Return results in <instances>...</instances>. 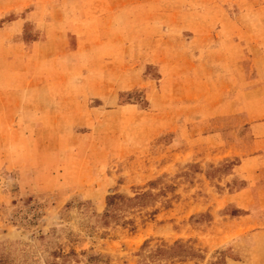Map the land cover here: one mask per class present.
Here are the masks:
<instances>
[{
	"label": "rangeland",
	"instance_id": "obj_1",
	"mask_svg": "<svg viewBox=\"0 0 264 264\" xmlns=\"http://www.w3.org/2000/svg\"><path fill=\"white\" fill-rule=\"evenodd\" d=\"M260 118L264 0H0L2 264H264Z\"/></svg>",
	"mask_w": 264,
	"mask_h": 264
},
{
	"label": "trees",
	"instance_id": "obj_2",
	"mask_svg": "<svg viewBox=\"0 0 264 264\" xmlns=\"http://www.w3.org/2000/svg\"><path fill=\"white\" fill-rule=\"evenodd\" d=\"M105 200L106 208L99 215L100 222L103 225L122 220V212L124 210H132L134 207H143L145 205L151 204L154 201V196L149 192H143L129 197L116 192L107 195ZM122 222L124 224L132 225V220L130 219L124 220ZM2 263L3 261L0 259V264Z\"/></svg>",
	"mask_w": 264,
	"mask_h": 264
},
{
	"label": "crops",
	"instance_id": "obj_3",
	"mask_svg": "<svg viewBox=\"0 0 264 264\" xmlns=\"http://www.w3.org/2000/svg\"><path fill=\"white\" fill-rule=\"evenodd\" d=\"M245 122H249L248 123V127L250 129V131H252L253 134V142H255L256 144L260 141V139H262V137H264V118H260L258 120L255 121H246ZM221 135L224 134V132H220ZM259 148H262L261 151L262 153H264V143H260Z\"/></svg>",
	"mask_w": 264,
	"mask_h": 264
}]
</instances>
